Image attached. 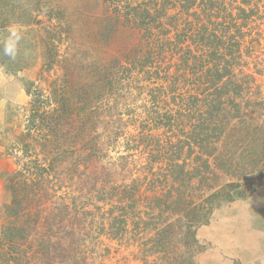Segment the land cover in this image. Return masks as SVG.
Instances as JSON below:
<instances>
[{"label":"trees","instance_id":"trees-1","mask_svg":"<svg viewBox=\"0 0 264 264\" xmlns=\"http://www.w3.org/2000/svg\"><path fill=\"white\" fill-rule=\"evenodd\" d=\"M42 2V65L0 142V264H95L102 239L196 264L197 230L264 180V0Z\"/></svg>","mask_w":264,"mask_h":264},{"label":"rangeland","instance_id":"rangeland-1","mask_svg":"<svg viewBox=\"0 0 264 264\" xmlns=\"http://www.w3.org/2000/svg\"><path fill=\"white\" fill-rule=\"evenodd\" d=\"M73 2V1H71ZM42 0H0V102L2 115L0 116V142H6L9 137L20 131L18 124L21 116L11 117L13 125L9 136L5 133L4 121L8 109L22 108L28 103V97L23 88V81L36 80L42 65L41 43L42 28L47 22V13L43 10ZM263 10V9H262ZM74 35L76 40L90 42L96 38L97 27L91 23V20L82 15L76 17ZM264 30V20L261 27ZM264 33V31H263ZM263 52L261 65L263 76L258 77L259 82H264V41L261 42ZM19 94L21 96L19 97ZM15 169L14 160L5 156L0 147V207L9 201V197L4 190V179ZM264 189V180L262 185L256 191ZM255 191V192H256ZM246 200V199H245ZM242 201V200H238ZM237 202V201H235ZM229 204L219 208L221 210ZM216 210V211H218ZM214 211V213H216ZM213 213V214H214ZM211 215L209 223L201 226L196 232L198 245L202 251L196 256V264H199L203 258L206 264L209 256L214 253V247L205 235H201L212 222ZM2 218L0 216V227ZM103 247H109L108 253H103L96 258L95 264H154L150 257L144 263L141 260L140 248L134 239L120 242H110L102 239ZM157 264H160L157 262Z\"/></svg>","mask_w":264,"mask_h":264},{"label":"crops","instance_id":"crops-1","mask_svg":"<svg viewBox=\"0 0 264 264\" xmlns=\"http://www.w3.org/2000/svg\"><path fill=\"white\" fill-rule=\"evenodd\" d=\"M2 106L0 102V116ZM213 215L201 232L214 247L208 264H264V189ZM205 262L202 258L199 264Z\"/></svg>","mask_w":264,"mask_h":264}]
</instances>
